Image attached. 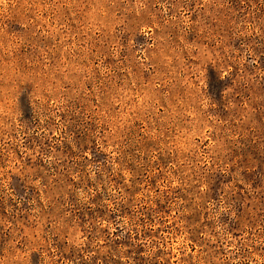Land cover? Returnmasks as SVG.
Returning <instances> with one entry per match:
<instances>
[{
	"label": "rangeland",
	"instance_id": "374dc122",
	"mask_svg": "<svg viewBox=\"0 0 264 264\" xmlns=\"http://www.w3.org/2000/svg\"><path fill=\"white\" fill-rule=\"evenodd\" d=\"M0 264H264V0H0Z\"/></svg>",
	"mask_w": 264,
	"mask_h": 264
}]
</instances>
